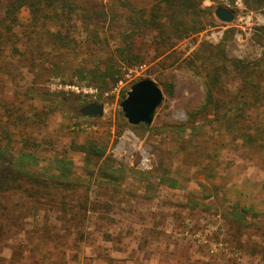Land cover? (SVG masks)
I'll use <instances>...</instances> for the list:
<instances>
[{"label": "rangeland", "instance_id": "374dc122", "mask_svg": "<svg viewBox=\"0 0 264 264\" xmlns=\"http://www.w3.org/2000/svg\"><path fill=\"white\" fill-rule=\"evenodd\" d=\"M80 2L110 11L112 30L103 45L86 32L92 24L75 18L61 23L75 47L64 54L46 40L47 29L34 27L27 7L16 28L19 51L0 44V118L12 107L22 111L12 116L15 151L34 145L45 166L57 158L70 160L76 177L87 184L64 191L53 183L24 181L15 182L16 190L0 189V264H264V149L241 135L246 129L248 137H264V6L204 0L202 6L209 8L204 30L165 53L151 44L153 32L146 30L136 39L138 56L130 54L122 78L107 87L76 70L81 64L92 69L100 56H112L120 46L114 35L122 17L140 18L141 8L153 0ZM218 6L233 10L235 19L220 20ZM204 44L215 50L222 44L227 58L254 64L247 90L233 72L216 90L221 108L215 104L206 111L207 72L196 55L199 49L204 57L211 54ZM145 78L160 85L164 98L152 125H131L121 102ZM38 91L65 94L51 107L36 99ZM94 103L103 105L102 115L81 112ZM24 114L29 117L25 125L20 122ZM231 119L238 122L236 129ZM178 125L187 129L178 131ZM91 140L107 152L87 168L77 146ZM105 159L117 168L144 172V180L127 176L122 186L106 187L91 173ZM159 168H170L183 188L147 189L148 180L159 178ZM8 182L2 174L0 183ZM57 199H90L86 219L70 220L51 204Z\"/></svg>", "mask_w": 264, "mask_h": 264}, {"label": "trees", "instance_id": "16d2710c", "mask_svg": "<svg viewBox=\"0 0 264 264\" xmlns=\"http://www.w3.org/2000/svg\"><path fill=\"white\" fill-rule=\"evenodd\" d=\"M114 1L116 2V0ZM244 1L247 6L252 8L264 6V0ZM203 2L204 0H153L149 8H141L140 18L124 15L122 25L114 35H117L116 38L120 41V46L116 49V52H113L115 54L112 53V56L106 58L100 56L98 60L94 61V68L92 69L87 70L81 64V67L76 70L77 74L82 78L85 77L84 74H87V77L89 76L98 86L105 85L108 87L116 84L123 76V68L131 63L129 55L138 56L136 39L140 34L141 38L144 37L143 34L146 30L153 32L154 39L151 44L155 45L156 49L158 47L165 48L164 53L173 49L179 41L204 30L203 16L209 13V8H204L202 6ZM24 7L30 10L34 27L47 29L46 40L51 46L62 50L64 54H72L75 47L71 44L68 33L65 34L62 30V22H72L73 19L77 18L83 25L92 24L93 27H86L88 30L86 32L89 33L90 39L95 42L94 44L98 46L103 45V42L108 40L109 37L106 35L112 30L110 11L102 6L89 8L80 0H0V44L8 45L15 52L19 51L16 47L18 42L16 28L20 25V12ZM38 35L42 34H37V38H39ZM204 45L211 47V54L204 57V50L199 49L196 55L201 59V69L204 67L207 72L204 81L206 97L203 104V110L206 111L215 104H219L218 106L221 108L220 102H217L214 98L217 95L216 90L224 82H227V78L233 72L241 76L240 78L247 90L254 77H252L254 69L251 68L254 67V64L241 59L227 58L222 44L218 45L217 50L212 45ZM83 61H85L84 58ZM37 93L36 99L40 102H51V107L54 103L59 104L61 96L65 94L53 91L45 92V95L39 91ZM41 94L43 95L41 96ZM11 110L13 113L11 112L5 117L1 115L0 118V176L5 174L8 181L11 182H8L9 186L0 183V189L16 190L15 182H19L21 186V182L24 181L41 184V186L53 183V186L60 187L64 191L83 188V185H87L81 183V180L76 177L74 165L70 160L57 158L52 161L51 165L45 166L34 145L15 151L11 135L12 116L22 111H20V108L15 109L14 107ZM22 116H24V119L20 122L25 125L28 123L29 117H25V114ZM229 121L230 127L236 129L238 122L232 121V119ZM173 127L175 126L168 128ZM175 128L178 131H183L187 129V125H178ZM241 135L252 146L264 149V137L253 135L248 137L249 130L246 129L241 132ZM6 140L7 142H5ZM92 140L77 146V149L86 155L87 168L95 166V160L103 158L107 152L106 147H98L95 141ZM95 168L91 173L96 175L106 187L122 186V180L127 176H140L139 178L144 180V172L130 168H117L111 159H105L101 165ZM157 171L159 172V178L155 182L154 180H148L147 189H155V187L162 185L172 189L183 188L180 179L171 174L170 168H164L163 170L159 168ZM54 202L51 204L57 206L59 212L70 216V220L80 223L86 219L91 201L90 199H79L77 203H73L72 199H57ZM3 206L4 203H0V207ZM246 212L250 213L251 209H247ZM251 217L257 218L258 216L252 215ZM241 220H246V217Z\"/></svg>", "mask_w": 264, "mask_h": 264}, {"label": "water", "instance_id": "95a60500", "mask_svg": "<svg viewBox=\"0 0 264 264\" xmlns=\"http://www.w3.org/2000/svg\"><path fill=\"white\" fill-rule=\"evenodd\" d=\"M215 15L224 22H232L236 14L233 10L218 6ZM163 90L153 79L145 78L135 82L127 92V97L121 102L125 118L131 125H152L157 108L162 104ZM86 115H102V104H90L81 109Z\"/></svg>", "mask_w": 264, "mask_h": 264}]
</instances>
